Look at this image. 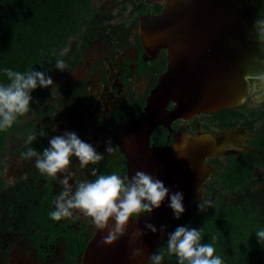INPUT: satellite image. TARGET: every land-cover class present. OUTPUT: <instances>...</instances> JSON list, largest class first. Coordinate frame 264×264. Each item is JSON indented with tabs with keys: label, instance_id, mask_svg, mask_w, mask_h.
Wrapping results in <instances>:
<instances>
[{
	"label": "flooded vegetation",
	"instance_id": "1",
	"mask_svg": "<svg viewBox=\"0 0 264 264\" xmlns=\"http://www.w3.org/2000/svg\"><path fill=\"white\" fill-rule=\"evenodd\" d=\"M164 1L90 0L83 25L69 37L64 46L68 51L60 57L65 71L54 68L50 76L55 84L45 88L44 95L42 92L41 104L30 107L28 115L32 117L21 127L22 132L19 122L11 132H0V264H82L85 247L96 229L82 215L60 221L49 217L62 188L58 179L40 174L35 158L21 159L26 151L24 141L28 134L36 133L37 139L30 146L42 152L49 139L67 130L96 147L104 158L95 165L81 168L78 158L72 157L73 185L94 180V171L96 175L127 176L128 158L113 133L117 124L124 126L125 119H137L144 112L148 95L166 71V48L149 54L139 33L140 16L149 13L151 19L159 14ZM173 106L169 103L168 110ZM181 126L188 131L186 135L245 127L249 138L234 153L204 159L213 171L200 187V198L211 200L213 206L200 212L199 198L184 206L179 220L172 212L165 240L154 252L166 249L169 232L188 226L217 206L252 209L256 217L264 218V93L247 94L241 104L226 109L170 121L174 132ZM41 127L47 133L44 137L39 136ZM109 139L112 153L104 151ZM174 139L163 124L149 133L150 146L164 148ZM226 194H236L237 198L230 201Z\"/></svg>",
	"mask_w": 264,
	"mask_h": 264
},
{
	"label": "water",
	"instance_id": "2",
	"mask_svg": "<svg viewBox=\"0 0 264 264\" xmlns=\"http://www.w3.org/2000/svg\"><path fill=\"white\" fill-rule=\"evenodd\" d=\"M149 14V13H148ZM140 16L139 33L145 50L154 55L167 50V68L147 97L144 112L137 119L117 124L114 138L128 158L127 176L144 171L160 179L171 192H182L184 206L202 196L203 181L213 171L204 159L230 154L245 146V127H228L217 133L188 132L170 128L173 118H191L198 112H215L241 104L248 92L245 75L264 73V45L256 40L253 22L264 18V0H165L157 15ZM174 106L168 110L167 105ZM168 126L175 139L164 148L149 145L154 126ZM197 189L199 191H197ZM166 198L150 216L134 217L127 235L111 246L101 243L107 232L96 229L88 241L82 264H149V256L165 240L172 210ZM152 223L154 234L145 228ZM164 226V231L159 229ZM146 233L130 244L135 229ZM143 255L129 259L133 247Z\"/></svg>",
	"mask_w": 264,
	"mask_h": 264
},
{
	"label": "clouds",
	"instance_id": "3",
	"mask_svg": "<svg viewBox=\"0 0 264 264\" xmlns=\"http://www.w3.org/2000/svg\"><path fill=\"white\" fill-rule=\"evenodd\" d=\"M253 30L257 42L264 45V18L253 22ZM67 51V48L63 49L60 55H65ZM255 61L264 64V60L258 57ZM54 66L61 72L66 69L63 59H57ZM3 72L8 83H0V132L11 129L19 117L29 112L34 90L51 88L55 84L51 76L44 71L29 69L20 72L4 68ZM244 79L248 85V95L264 93V73L245 75ZM46 135L41 127L39 136ZM36 139V133L27 135L24 141L26 151L21 153V159L35 158V168L41 175L59 180L62 190L54 199V210L49 212V217L54 221L78 219L82 215L89 219L99 232H107L101 243L111 246L128 234V226L134 217L150 216L155 209L162 206L166 198L170 201L168 207L177 220L185 212L183 193H170V189L160 179L144 171H136L131 178L116 173L96 175L94 171V180H85L73 185L70 183L74 175L70 170L72 157L78 158L80 167L84 168L89 164H97L104 155L73 131L66 130L61 135L53 136L48 141V147L42 152L30 146ZM113 150L109 139L105 142L104 151L112 153ZM61 175L63 178H60ZM212 206L211 200L203 198H200L197 204L200 212H206ZM145 228L154 234L158 231L152 223H146ZM159 231L163 232L164 226H161ZM144 235V231L135 229L131 233L130 244H135ZM255 235L260 243L264 242V229L256 231ZM211 239L215 242L217 237L212 236ZM166 245V249L153 252L149 256L150 264H162L166 255H174L178 264H224L223 258L215 254L213 243H202V229L178 226L168 233ZM143 252L142 246L133 247L129 259L135 260L142 256Z\"/></svg>",
	"mask_w": 264,
	"mask_h": 264
},
{
	"label": "trees",
	"instance_id": "4",
	"mask_svg": "<svg viewBox=\"0 0 264 264\" xmlns=\"http://www.w3.org/2000/svg\"><path fill=\"white\" fill-rule=\"evenodd\" d=\"M89 6L90 0H0V83H8L4 68L51 75L66 40L83 25ZM32 97L30 107L42 98V88ZM16 124L4 132H11ZM188 226L202 229V243H213L224 264H264V242L255 235L264 229V218L256 217L252 209L217 206ZM212 236L217 237L215 242ZM162 264L178 261L166 255Z\"/></svg>",
	"mask_w": 264,
	"mask_h": 264
},
{
	"label": "rangeland",
	"instance_id": "5",
	"mask_svg": "<svg viewBox=\"0 0 264 264\" xmlns=\"http://www.w3.org/2000/svg\"><path fill=\"white\" fill-rule=\"evenodd\" d=\"M71 37V36H70ZM67 40H69V38L67 39ZM67 40H66V42H67ZM65 42V44H64V46L67 44ZM63 46V48H62V50L65 48ZM46 89L45 88H42V92H43V95H44V91H45ZM37 104H41V102L39 103H37ZM36 104V105H37ZM36 105L34 106V107H36ZM33 107V106H32ZM32 116L31 115H28V113L27 114H25L24 116H22V117H19V123H18V125H19V127L21 128V127H23V125L29 120V118H31ZM23 131V128H21V132ZM226 196H227V198L228 199H230V201H234V200H236V198H237V195L236 194H226Z\"/></svg>",
	"mask_w": 264,
	"mask_h": 264
}]
</instances>
